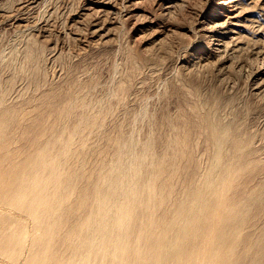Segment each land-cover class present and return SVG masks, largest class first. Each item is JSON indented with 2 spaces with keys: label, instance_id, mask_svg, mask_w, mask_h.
Returning <instances> with one entry per match:
<instances>
[{
  "label": "bare ground",
  "instance_id": "1",
  "mask_svg": "<svg viewBox=\"0 0 264 264\" xmlns=\"http://www.w3.org/2000/svg\"><path fill=\"white\" fill-rule=\"evenodd\" d=\"M118 1L89 0L97 13L120 10ZM184 1L156 3L169 15ZM201 2L192 42L204 41L205 50L187 65L229 60L259 43L253 51L264 74V0ZM16 22L12 44L19 54L0 53L6 67L0 80V264H264V154L254 137L235 134L229 141V126L218 121L204 122L209 125L195 134L177 124L159 141L157 156L148 153L149 145L130 152L140 140L123 134L126 117H114L115 102L87 100L91 89L80 83L55 97L47 87L56 85L62 69L40 80L8 68L43 33L37 23ZM59 46H48L45 64L58 57ZM252 78L253 89L264 90V79ZM100 131L102 139L88 141ZM102 141L112 146V158L94 147L96 158L83 166L89 144ZM180 175L188 180L175 194Z\"/></svg>",
  "mask_w": 264,
  "mask_h": 264
},
{
  "label": "rangeland",
  "instance_id": "2",
  "mask_svg": "<svg viewBox=\"0 0 264 264\" xmlns=\"http://www.w3.org/2000/svg\"><path fill=\"white\" fill-rule=\"evenodd\" d=\"M28 2L29 0H0V53L10 49V58H16L19 54L12 44L19 36V32L14 29V20L18 23L27 21L30 25L37 23L36 29L40 33L43 32L37 40H30L26 47L28 52L25 50L27 56L17 58L16 61L12 59L8 68L15 74L23 70L40 80L46 79L54 70H63L60 80L53 82L56 85L50 84V87H47L50 88L51 94L55 93V97L64 96L69 89L80 83L79 86L85 85L86 89L88 85L87 90L91 89L92 94H95L91 95L89 91V96L88 91H85L88 94L87 100H99L105 106L115 102L111 105L115 106L114 117H131L128 120L123 117V134L128 136L130 133V136L140 140V143H136L138 146L135 142L131 143L130 152H137L143 146L149 145L151 151L148 153L157 156L160 142L170 127L179 124L191 134H195L199 128L209 125L204 122L218 121L229 126V141H232L235 134L239 139L254 137L253 139L259 142L257 145L260 147V153L264 154V90L258 92L252 87V77L257 79L256 82L264 79L260 60L255 58L254 54L259 43L253 47L247 46V50L238 53L241 56L231 55V60L218 61L213 57L204 61L202 67L187 65L189 59L199 55L202 49L205 50L204 41L192 42V29L196 12L202 7L201 0H185L181 2L180 7L177 4L178 8L175 6L169 15L161 13L156 0H119L123 7L119 6L120 10L115 11L105 9L106 14L99 11L97 13L98 7L90 5L89 0H42L34 7L28 6ZM51 43L60 45L62 50L50 66L49 63H44V59ZM188 45L194 47L190 48ZM239 57L240 59H237ZM5 71L6 67L0 62V80ZM104 97L107 98L105 102ZM123 104H126V108ZM248 128L249 131H246ZM100 133L101 131L97 134L93 132L88 141H93V138L95 140L96 135L99 141ZM201 138L202 143L204 138ZM102 142H95L96 146L94 142L87 145L91 147L85 150L88 158L84 156L83 166L96 158V148H105V158H112V146ZM186 177L187 175H180L175 178L172 190L174 193L176 191L175 194L179 192L181 184L188 180Z\"/></svg>",
  "mask_w": 264,
  "mask_h": 264
}]
</instances>
